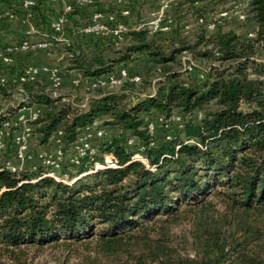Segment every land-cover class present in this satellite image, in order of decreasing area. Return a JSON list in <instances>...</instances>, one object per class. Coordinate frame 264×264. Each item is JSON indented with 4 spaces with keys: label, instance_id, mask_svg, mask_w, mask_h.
I'll return each mask as SVG.
<instances>
[{
    "label": "trees",
    "instance_id": "16d2710c",
    "mask_svg": "<svg viewBox=\"0 0 264 264\" xmlns=\"http://www.w3.org/2000/svg\"><path fill=\"white\" fill-rule=\"evenodd\" d=\"M238 1L180 0L167 11L169 31L153 34L133 29L145 12L157 11L143 9L145 0H111L106 8L91 0L87 11L71 5L64 24L73 31L61 40L60 73L96 80L146 61L154 77L122 81L116 90L81 82L65 94L35 80L0 86V122L38 107L32 145L45 152L59 132L57 174L66 176L65 182L44 177L38 163L11 172L8 138L0 161V264H31L48 249L61 250L58 264H67L77 247L87 252L78 264H264V0H248L244 21L234 19L251 25L252 37L225 29L230 16L217 17ZM47 3L36 0L31 10L36 27L59 35L49 28ZM119 7L128 17H120ZM93 11L128 26L125 42L82 34ZM207 23H214L212 31ZM191 24L196 30L188 40L183 29ZM23 39L54 41L22 35L14 47ZM14 95L18 101L5 104ZM93 122L105 136L93 140V155L70 163L72 146ZM104 155L115 166L94 169Z\"/></svg>",
    "mask_w": 264,
    "mask_h": 264
},
{
    "label": "built area",
    "instance_id": "2783aa9c",
    "mask_svg": "<svg viewBox=\"0 0 264 264\" xmlns=\"http://www.w3.org/2000/svg\"><path fill=\"white\" fill-rule=\"evenodd\" d=\"M14 0L9 1L13 3ZM17 6L25 13H30L33 7L36 5V0H15ZM48 2H64L62 7V14L57 16L49 24V28L54 33H59L63 24L66 22L65 15L71 11V5H83L91 4V0H47ZM66 1V2H65ZM174 0H161L157 11L152 14L147 19L140 20L133 29H147L149 33H165L169 31L172 25V17L167 13L171 2ZM248 3V0H240L235 3L230 9L221 11L218 13V18H226L228 16L233 17L237 22H242L245 19L244 9ZM7 2L0 0V21L11 19L14 15L13 8L4 6ZM119 15L122 18H126L129 15V10L124 7H119ZM197 24H202V19H196ZM214 23L205 24L207 31H212L214 29ZM189 26H184V32L187 33ZM82 34L93 35L97 37H112L115 40H121L123 34L128 31L127 26L122 22H116L114 15L111 13L102 14L98 11H93L86 22L82 25L80 29ZM253 33L248 32L247 37H252ZM53 40H56L54 37ZM65 43V42H64ZM50 41H42L34 45H29L27 39H23L18 47H13L20 50L21 52H28L33 48H39L46 50L50 46ZM12 65V58L10 55V50H3L0 52V67H8ZM186 69H190L187 66ZM43 73L51 81L53 88H57L59 84L60 72L55 68L47 67H26L18 75V84L30 83L35 80V77ZM128 80L130 82H138L139 76L129 75L125 69H120L116 75L110 74L103 78H98L93 82L88 83L89 88H94L96 86L103 85H119L120 82ZM4 80L0 79V86H4ZM72 85L78 86L81 84L80 77H76L71 82ZM21 91V90H19ZM1 111V110H0ZM41 116V110L36 106L22 107L17 109V111L11 116H4L5 118L0 122V154H3L6 147V142L10 138V146L12 148V153L10 160L6 161L5 166L11 172L20 171L24 167V162L32 158L30 153L31 145L33 142V129L35 124ZM178 121V118H175ZM148 132H152V125H147ZM105 130L100 127L98 122H93L90 125L84 127L81 130L79 137L72 146V153L68 158L70 163L76 164L79 159L85 157L86 155H93L95 152L91 147L92 141L96 139L103 138L105 136ZM58 132L53 140V152H37L34 157L38 164H40L44 171L42 176L49 177L54 180L65 182L66 176L57 174L59 169V162L62 158L59 145ZM129 145L132 144V140H128ZM132 160L143 162L145 161L138 155H133ZM115 161L111 155H104L102 158V163H95L93 168L100 169L103 167H114Z\"/></svg>",
    "mask_w": 264,
    "mask_h": 264
},
{
    "label": "crops",
    "instance_id": "0c3cea01",
    "mask_svg": "<svg viewBox=\"0 0 264 264\" xmlns=\"http://www.w3.org/2000/svg\"><path fill=\"white\" fill-rule=\"evenodd\" d=\"M111 0H98L100 3V7H107V3L110 2ZM146 5L143 6V9L147 8L148 6H151V8H156L158 9L159 3L161 0H145ZM180 0H174L171 2V4H176ZM8 2V1H7ZM66 2V1H65ZM92 4V3H91ZM91 4H83L79 5V8L83 11H87L89 6ZM10 7L13 8L14 15L11 19L8 20H3L0 21V52L3 50H10V55L12 58V65L10 69H2L0 67V79L4 80V86L8 84H16L18 85V75L20 72H22L26 67H47V68H55L58 70L59 67H55L52 65H49L44 62L43 58L45 56H50L49 52H52V58L51 60H60L63 57V54H61L59 57L55 54L56 49L48 48L46 50H42L39 48H33L28 52H21L18 49L13 48L15 42L19 39L20 36L22 35H27L31 41H41L43 40V36L46 37H52V33L50 34L49 31L47 30H41V28L36 27V22H37V16L33 11L30 13H25L23 12L16 4V1L14 0L13 3L8 4ZM7 4H4V6H8ZM48 9H51V20H53L54 17L61 11L64 2H48ZM233 6L231 5L229 7L225 6V8L230 9ZM153 14L149 12H145V15L143 17H146V15L149 17ZM147 17V18H149ZM229 17V16H228ZM233 18V17H229ZM234 20V18H233ZM67 23V22H66ZM128 27V26H127ZM123 40V38H122ZM51 58V56H50ZM46 59V58H45ZM46 61V60H45ZM136 63H139V61H136L132 64L127 65L126 67L118 66L115 70V73H117L120 69L126 68L128 71L132 70V67L130 65H134ZM108 76V75H107ZM79 77L76 73L67 71V72H61L60 73V78H59V86L57 88H54L56 90H67L71 87V82L74 78ZM105 77V76H104ZM103 78V77H101ZM35 81H38L42 84H44L47 87H52L51 81L49 78L44 75L43 73H39L35 77ZM94 80L92 79H81L82 83H90L93 82Z\"/></svg>",
    "mask_w": 264,
    "mask_h": 264
},
{
    "label": "rangeland",
    "instance_id": "374dc122",
    "mask_svg": "<svg viewBox=\"0 0 264 264\" xmlns=\"http://www.w3.org/2000/svg\"><path fill=\"white\" fill-rule=\"evenodd\" d=\"M230 5H231V3H228L225 6L229 7ZM147 17H149V15L148 16L146 15V17H144L143 19H147ZM229 21L230 22L225 23V26H224L225 29L226 28H232L236 31V33H238L242 37L245 35V33H247L248 31L251 30V25L240 24V23H237L233 19H230ZM188 30H189V32L186 34V36L188 37V40H192V38L194 37V33H195L196 28L194 27V25L191 24V26L188 28ZM71 31H73V27L71 25L63 24V26L61 28V33L59 35H53V34L51 35L56 40H54L52 43L50 42L51 45L49 46V49L53 47V49H56L55 54L58 57L61 54H63V57H62V59L57 60V61L51 60V59H53L52 58V52H49L51 58H50V56H45L43 58L45 63L52 65V66H55V67H59V69H61V71H63V69L65 67V59H64L63 44H62L61 40L65 39ZM160 35L161 34H157L156 39H162L163 37ZM43 38H46V36H43ZM124 42H125V39L123 37V40H121V43H124ZM194 63L196 65H198L199 68H201L203 66L201 63H198L197 61H194ZM130 67H132V70H130L129 72L132 74L134 73L135 75H138L141 79L146 78V77H150V78L154 77L153 67L146 61H139V63H136L133 66L130 65ZM196 70H198V68H196L194 71H192L191 74H195ZM113 75H116L115 71H114ZM109 87H110L109 90H116L118 85H109ZM67 91H68V89L67 90H56V93L65 94V93H67ZM18 99H19V97L14 95L11 99H6L5 104H7V103L15 104L16 101H18ZM160 134H161V126L157 125L156 132L154 133V135L160 136ZM93 143L94 142L92 141V144ZM33 148L35 149L36 152H40V150H41V148H38V147H35L32 145L31 146L32 152H34ZM53 150H54V148L50 145L45 150H43V151H45L43 153H46V152L52 153ZM5 157H7L6 153L0 154V161H3ZM36 163H37V161L32 156V158H30L29 160H26L24 162V166L25 167H31L32 165H36ZM141 163H143V162H141ZM86 255H87V252L84 250L83 247H77L76 251L74 253H72L71 257L68 258L67 264H78V263H80L79 261H82L83 257H85ZM62 259H63V254H62L61 250H59V249L49 250L48 249V250H45L41 255H39L38 257L33 259L31 264H58V263H60V261Z\"/></svg>",
    "mask_w": 264,
    "mask_h": 264
}]
</instances>
